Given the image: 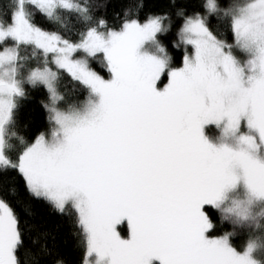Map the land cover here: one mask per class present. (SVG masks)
<instances>
[{"label":"snow or ice","instance_id":"6c2138e0","mask_svg":"<svg viewBox=\"0 0 264 264\" xmlns=\"http://www.w3.org/2000/svg\"><path fill=\"white\" fill-rule=\"evenodd\" d=\"M32 7L52 20L60 9L91 20L87 8L70 0H16L7 26L0 20V42L29 45L44 56L26 82L46 87L53 124L50 139L38 135L15 161L6 155L16 135L17 98L26 92L17 50L0 51V169L16 170L31 197L61 214L75 212L84 264H257L250 244L238 251L227 234L206 238L213 223L204 209H219L241 181L248 200L233 201L230 214L246 221L252 202L264 200V0L228 10L207 0L209 15L230 17L234 44L209 29L208 16L185 17L179 43L193 51L184 53L180 68L170 66L158 39L169 30L166 15L127 20L119 30L100 20L73 42L30 22ZM98 57L108 79L90 64ZM59 70L87 90L82 104L58 106ZM165 74L168 83L159 88ZM208 126L220 129L218 143L210 142ZM124 221L127 238L118 231ZM20 246L19 215L0 196V264H19Z\"/></svg>","mask_w":264,"mask_h":264},{"label":"trees","instance_id":"16d2710c","mask_svg":"<svg viewBox=\"0 0 264 264\" xmlns=\"http://www.w3.org/2000/svg\"><path fill=\"white\" fill-rule=\"evenodd\" d=\"M253 1L256 0H216L222 10L244 6ZM70 2L78 3L81 8H87L91 20L87 21L82 14L65 9L58 10V20H52L32 7L30 22L44 31L55 32L66 39L78 42L80 34L90 26L99 25L100 20L104 21L106 29L119 30L127 20L136 19L144 23L149 17L166 15L168 19L165 24L169 25V30L165 34H158V39L171 57L172 68L180 67L184 53L192 51L189 45L179 43L178 34L187 16H194L197 13L208 16L209 29L219 39L226 40L229 44L235 43L229 26L230 17L220 19L214 14L209 15L204 8L206 0H70ZM13 9L12 0H0V19L8 23ZM179 9L184 11V16L177 15ZM100 30L104 31L105 27H101ZM16 50L21 58L18 61L21 78L43 65L44 56L40 50L29 45H18ZM234 53H237V49H234ZM90 64L100 75L109 78L102 57L90 59ZM50 66L53 70H57L54 64ZM55 86L63 97L58 104L61 109L82 104L87 99V90L63 70H59ZM23 87L26 98H17L18 109L14 112V123L11 126V132H15L16 135L10 138L11 147L6 149V155L13 161L18 158L27 144L34 143L40 134L49 135L53 127L44 106L49 102L48 91L40 85L31 86L24 83ZM214 139H220L218 133L215 134ZM13 189L17 190V195L14 197L9 195ZM0 196L8 200L20 218L22 246L17 253L19 264H84V237L82 230L77 226L76 214L73 210L68 209V214H61L42 199L31 197L22 176L11 169H0ZM230 203V200H226L221 204L219 213L211 206L205 207L204 211L209 214L213 223V228L207 232V237L214 238L227 234L230 244L238 251H244L247 244L252 242L250 240L252 234L243 230L239 232L229 230L231 226L244 223L227 211L226 208ZM253 206L262 209L260 215H264V200L253 201L250 209ZM255 219L256 216L250 211L248 221ZM253 256L260 264H264V254L254 251Z\"/></svg>","mask_w":264,"mask_h":264},{"label":"rangeland","instance_id":"374dc122","mask_svg":"<svg viewBox=\"0 0 264 264\" xmlns=\"http://www.w3.org/2000/svg\"><path fill=\"white\" fill-rule=\"evenodd\" d=\"M12 1L14 2V9H13V11H12V13H13V12L15 11V7H16V0H12ZM206 2H207V0H206ZM251 3H258V0L253 1V2H251ZM45 15H46V14H45ZM0 20H1V19H0ZM5 26H7V23H5ZM17 46H18V45L16 44V42H14V41H12V40L9 39V40H6V41H4V42H0V51L5 50L6 48H15V49H16ZM190 47H191V46H190ZM191 48H192V47H191ZM192 51H193V49H192ZM192 51H191V52H188V54H191ZM235 55H237V57L240 58L241 60H245V59L247 58V57H246V54L243 53L242 51H240L239 49H237V53H235ZM182 66H183V60H182V64H181L180 67H182ZM180 67H177V68H180ZM19 71H20V70H19V67H18V79H24V80H25V84H28V83L26 82V78H27V75H28L30 72L27 73L26 76H25L24 78H21V77H20V72H19ZM164 77H165V80H164ZM104 78H105V77H104ZM105 79H108V78H105ZM163 80H164V81H163ZM167 83H168V78H167V75L165 74V75H163V76L161 77V80L158 81V87H159V88H163ZM40 86H42V85H40ZM42 87H44V88L46 89L45 86H42ZM46 90H47V89H46ZM48 93H49V92H48ZM49 95H50V94H49ZM48 103H50V100H49ZM52 129H53V127H52ZM52 129H51V132H52ZM51 132L49 133V135H45L46 138H48V139L51 138ZM205 132H206V135L208 136L210 142H212V143H214V144H215V143H218V142L222 139V134H221L220 129H218V128L215 127V126H208V127L205 129ZM216 133H218V135L220 136V139H218V140H215V139H214V136H215ZM226 200H230V201H231V203L227 206L226 209L230 208V205L233 204V201H247V200H248L247 189H246V187H245L243 181H241V182L236 186L235 189H233V190H231V191H229V192L227 193V199H226ZM226 200H225V201H226ZM252 204H253V202H252ZM252 204H251V205H252ZM118 231L120 232L122 238H127V237H128V235H129V231H128V226H127V221H124L121 225L118 226ZM205 236H206V238H208V237H207V232L205 233ZM220 237H221V236H220ZM228 237H229V236H228ZM214 238H218V237H214ZM229 242H230V241H229ZM249 244L251 245L252 242H249ZM246 248H247V246H246ZM246 248H245L244 250H246ZM252 256H253V253H252ZM253 258H254L255 260H257V264H260V262L258 261L257 258H255L254 256H253ZM153 264H159V262H158V261H153Z\"/></svg>","mask_w":264,"mask_h":264},{"label":"clouds","instance_id":"9594fccd","mask_svg":"<svg viewBox=\"0 0 264 264\" xmlns=\"http://www.w3.org/2000/svg\"><path fill=\"white\" fill-rule=\"evenodd\" d=\"M233 204L230 205L232 207ZM219 213V209H216ZM250 211L253 215L256 216V219L254 221H244L241 225H235L230 227V231H246L251 233L250 240L252 241V248L254 251H259L260 253L264 254V215H260V211L262 209H258L255 206H253ZM224 223H230L229 221H224ZM249 243L247 244V246ZM253 251V252H254ZM257 261V260H256Z\"/></svg>","mask_w":264,"mask_h":264}]
</instances>
